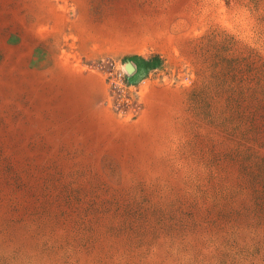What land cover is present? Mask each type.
<instances>
[{
	"label": "rangeland",
	"instance_id": "rangeland-1",
	"mask_svg": "<svg viewBox=\"0 0 264 264\" xmlns=\"http://www.w3.org/2000/svg\"><path fill=\"white\" fill-rule=\"evenodd\" d=\"M0 264H264V0H0Z\"/></svg>",
	"mask_w": 264,
	"mask_h": 264
},
{
	"label": "trees",
	"instance_id": "trees-1",
	"mask_svg": "<svg viewBox=\"0 0 264 264\" xmlns=\"http://www.w3.org/2000/svg\"><path fill=\"white\" fill-rule=\"evenodd\" d=\"M142 62V59L139 61V63H141Z\"/></svg>",
	"mask_w": 264,
	"mask_h": 264
},
{
	"label": "water",
	"instance_id": "water-1",
	"mask_svg": "<svg viewBox=\"0 0 264 264\" xmlns=\"http://www.w3.org/2000/svg\"><path fill=\"white\" fill-rule=\"evenodd\" d=\"M130 70L132 71L133 69H132V68H130Z\"/></svg>",
	"mask_w": 264,
	"mask_h": 264
}]
</instances>
